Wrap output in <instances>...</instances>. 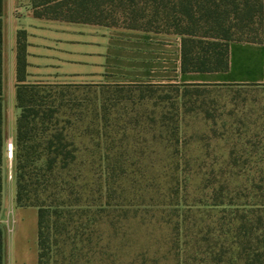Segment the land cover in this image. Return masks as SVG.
Segmentation results:
<instances>
[{"label":"trees","instance_id":"1","mask_svg":"<svg viewBox=\"0 0 264 264\" xmlns=\"http://www.w3.org/2000/svg\"><path fill=\"white\" fill-rule=\"evenodd\" d=\"M32 6L40 17L178 34L182 37L183 72L228 71L232 41L264 44V0H32ZM2 14L0 0V212L6 157ZM18 39L17 104L21 114L13 178L17 204L39 209V264H158L157 259L146 256L149 249L130 252L138 239L127 230L146 224L171 229V249L176 250L177 261L185 223L183 206L189 205L191 211L194 204L221 208L220 229L232 233L230 241L223 239L222 256L231 254L229 261L237 258L245 264H264V107L254 132L245 134V147L234 145L224 165L232 175L236 168L253 175L205 179L202 190L206 188L208 193L205 198H194L193 203H187L186 192L191 179L181 177L192 165L182 163L179 110L187 97L204 98L234 86L264 82L87 85L94 89L89 114L83 98L71 96L65 89L86 85L23 82L25 32H19ZM154 97L155 105L174 100V111L146 114L137 108ZM129 100L131 106L126 105ZM207 115L215 116L210 110ZM147 120L158 126L152 139L159 143L153 149L147 148L148 138L138 129ZM84 123L87 125L81 129L79 125ZM250 160L254 164H248ZM197 166L202 168L201 163ZM224 166L217 169L212 164L210 171L223 173ZM195 187L201 190V185ZM104 222L127 235L124 259L100 255L105 249L97 227ZM234 244L236 250L230 251Z\"/></svg>","mask_w":264,"mask_h":264},{"label":"crops","instance_id":"2","mask_svg":"<svg viewBox=\"0 0 264 264\" xmlns=\"http://www.w3.org/2000/svg\"><path fill=\"white\" fill-rule=\"evenodd\" d=\"M3 84L6 153L15 142L19 32H25V83L148 84L263 83L264 44L232 41L228 71L183 72L182 37L87 22L36 16L32 0H3ZM11 169L4 174L0 225L3 264H39V209L18 205ZM10 173V174H9Z\"/></svg>","mask_w":264,"mask_h":264},{"label":"rangeland","instance_id":"3","mask_svg":"<svg viewBox=\"0 0 264 264\" xmlns=\"http://www.w3.org/2000/svg\"><path fill=\"white\" fill-rule=\"evenodd\" d=\"M65 89L71 93V96L83 98L84 109L91 114L92 100L94 99L93 87L91 88L86 85L80 88ZM229 89L223 90L222 93L213 92L210 96L204 98L187 97L185 98V102H180V136L184 150L182 163L189 162L192 165L190 172L187 171L181 174L182 179H191L186 191L188 192V197H190L187 203H193L194 198H199L208 193V190L206 188L202 190V187H204V182H206L205 179H215L213 178L214 175H217V177L224 175L228 178L234 176L235 179H245L253 175L251 171L245 172V170H242L241 172H237L239 168L234 169L235 174L232 175L231 172H228L230 167L225 168L224 165L229 162L228 154L230 149L236 144L239 149H243L245 147L243 144H245L246 137H248L245 134L251 133L257 127L256 124L259 123L256 120L262 107H264V84L243 87L234 86ZM137 93H135L136 96ZM171 94L175 95L174 91ZM127 102L126 105L131 106L132 102L130 100ZM155 102V97L145 99L142 105L137 106V108L146 114L158 112L162 109L173 112L175 109L173 106L174 100L172 99L160 101L158 105H155ZM123 105L121 104L120 107ZM209 110L215 114L214 117L207 115V111ZM148 122V120L147 123L144 122L145 124L139 126L138 129L141 132L143 131L142 133L148 138V143H146L147 148L153 149L159 143L152 139L155 132H157L156 128L158 126L157 124ZM86 125L87 123H84L79 126L81 129H84ZM133 143V141H130V144ZM6 157H8L9 161L13 160V158L9 157L8 153H6ZM200 163L202 168H198L197 166ZM212 164L216 165L217 169L224 166L223 173L217 172L213 174L210 171ZM248 164L254 163L251 161ZM8 169H11V165H4V174L7 173ZM197 169H200L199 173L196 172ZM93 171H95V168L91 169V172ZM95 176H98V174H95ZM9 179L14 180V178L12 179V175ZM195 184L201 185V190L196 191ZM188 206H183L185 210L183 214L185 223L182 226V239L179 247V259L177 257V261H174L176 250L171 249V229L165 226L159 227L154 224L131 226L127 232L131 233L132 237L137 238L138 243H136L130 252L136 254L141 248L149 249L146 256L149 260L157 259L158 264H176L178 260L179 264H245V261L237 258L230 259L229 261L228 259L231 258V254H227L226 256L221 255V245L225 241L223 239L227 237L228 241H230L231 239L229 238L232 237V233L227 234L220 229L221 208H209L194 204L191 211H189ZM89 216L91 217V213ZM104 220L106 219L104 218ZM91 227L90 224L89 232L87 231L90 233V237ZM97 229V232L101 233V235L103 234L102 244L105 249V252L103 254L101 252L100 255L124 259V256L127 254V249L123 246V241L127 238V235L124 236L123 234L124 231L121 229L115 230L107 222L98 225ZM236 248L237 245L234 244L230 251H235ZM89 253L91 257V250ZM232 254L234 255V253Z\"/></svg>","mask_w":264,"mask_h":264},{"label":"built area","instance_id":"4","mask_svg":"<svg viewBox=\"0 0 264 264\" xmlns=\"http://www.w3.org/2000/svg\"><path fill=\"white\" fill-rule=\"evenodd\" d=\"M7 153L9 155L10 158H13V154H14V145L12 142L9 143L8 148H7Z\"/></svg>","mask_w":264,"mask_h":264}]
</instances>
